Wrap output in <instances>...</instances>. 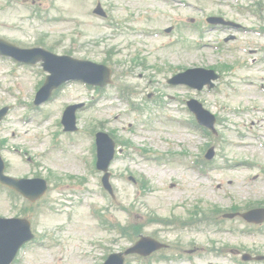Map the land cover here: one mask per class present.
Wrapping results in <instances>:
<instances>
[{
	"label": "rangeland",
	"instance_id": "1",
	"mask_svg": "<svg viewBox=\"0 0 264 264\" xmlns=\"http://www.w3.org/2000/svg\"><path fill=\"white\" fill-rule=\"evenodd\" d=\"M188 1L200 9L175 0H45L48 9L42 10V15L67 19L57 21L34 18L27 6L0 0V33L10 40L33 47L45 36L47 47L54 46L59 54L70 49L77 58L95 62L107 58L120 77L116 81L115 76L101 94L85 89L80 82H69L55 100L43 107L49 112L46 114L41 110L28 111L29 105L17 98L30 104L46 74L32 73L24 66L14 74L13 63L0 60V108L11 106L0 122L7 172L18 177L51 179L46 196L35 203V213L28 216L40 235L20 253L15 264H99L111 248L121 250L128 246L125 237L99 227L97 219L90 215L91 202L98 207L109 206L108 217L124 223L130 217H139L146 223L152 212L184 219L198 205L217 204L231 209L251 201L264 203V119H258L254 110H260L264 118V92L260 87L264 83V52L259 49L264 36L257 30L264 26V13L257 7L263 0ZM254 1L256 6L251 7ZM99 2L121 22L118 29L107 27L94 15ZM206 14L235 22L240 28L203 25ZM194 22L199 23L198 30L190 25ZM127 23L138 30L154 28L158 36H139L144 41L124 46L123 34L131 33L125 28ZM171 26V35L163 33ZM110 48H115L116 56H106ZM135 56L145 58L144 65L135 62ZM222 65L233 68L220 72ZM196 67L222 74L218 85L198 91L186 84L168 83L177 71ZM199 77L200 81L206 79L202 73L189 79L196 82ZM118 81L132 86L131 100L135 106L143 107L142 112L134 111L128 101L118 96ZM191 98L218 118L217 131L212 136L195 125L194 114L186 104ZM78 102L86 103L79 113L83 130L76 135L63 133L56 125L60 112L68 104ZM25 113L29 117L27 123L22 120ZM41 118H45L42 124ZM95 124L114 129L118 137L130 140L134 145L132 151L152 150L148 158L130 155L123 149L112 167L115 197L102 190L99 174L81 159L83 153L89 156L91 140V135L84 131ZM209 144L216 152L212 160H206L207 166H211L206 175L191 166L187 154L204 157ZM239 163L246 166L240 167ZM138 172L145 174L154 186L145 197L130 178L131 173ZM70 175L86 180L73 183ZM56 182L61 183L60 187L54 186ZM67 190L74 192L75 200L62 204L60 193ZM26 204L23 196L12 199L9 190L0 187V215L17 216ZM132 205L131 215L122 209ZM244 228V221L235 217L220 224L203 221L183 229L151 224L145 228V234H156L161 240L180 243L183 248L181 260L178 251L170 248V259L153 260L152 264H240L238 253L244 248L264 253V228L258 234L245 233ZM226 245L230 248L218 251ZM189 258L193 260L189 262Z\"/></svg>",
	"mask_w": 264,
	"mask_h": 264
},
{
	"label": "bare ground",
	"instance_id": "2",
	"mask_svg": "<svg viewBox=\"0 0 264 264\" xmlns=\"http://www.w3.org/2000/svg\"><path fill=\"white\" fill-rule=\"evenodd\" d=\"M165 174V172H162V175H164Z\"/></svg>",
	"mask_w": 264,
	"mask_h": 264
},
{
	"label": "water",
	"instance_id": "3",
	"mask_svg": "<svg viewBox=\"0 0 264 264\" xmlns=\"http://www.w3.org/2000/svg\"><path fill=\"white\" fill-rule=\"evenodd\" d=\"M111 155V154H110Z\"/></svg>",
	"mask_w": 264,
	"mask_h": 264
}]
</instances>
